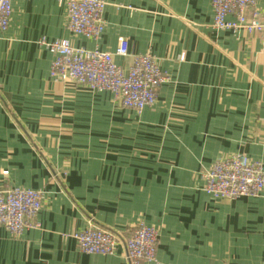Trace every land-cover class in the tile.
I'll list each match as a JSON object with an SVG mask.
<instances>
[{
	"label": "crops",
	"instance_id": "1",
	"mask_svg": "<svg viewBox=\"0 0 264 264\" xmlns=\"http://www.w3.org/2000/svg\"><path fill=\"white\" fill-rule=\"evenodd\" d=\"M98 39L74 34L56 0H14L0 31V187L40 190L37 227L0 226V264H130L82 252L91 225L159 233L153 264H264V192L215 199L204 173L245 153L264 164V41L212 26V0H105ZM264 16V0H257ZM150 53L167 79L153 106L57 80L39 43ZM127 69L132 56H117Z\"/></svg>",
	"mask_w": 264,
	"mask_h": 264
},
{
	"label": "built area",
	"instance_id": "2",
	"mask_svg": "<svg viewBox=\"0 0 264 264\" xmlns=\"http://www.w3.org/2000/svg\"><path fill=\"white\" fill-rule=\"evenodd\" d=\"M14 0H0V31L9 26ZM67 10V27L71 32L98 39L105 29V0H56ZM212 26L219 30H244L259 33L264 41V16L257 0H212ZM39 43L51 55V75L92 91H110L125 108L142 111L157 101L160 86L167 79L150 53L130 54L129 42L119 39L115 51L75 47L67 38ZM132 56L125 69L117 56ZM204 190L215 199L257 197L264 192V164L245 153H236L213 163L205 171ZM42 192L24 187H0V226L20 234L38 226L37 214L42 208ZM79 249L88 254L111 255L122 243L130 264H153L157 261L159 233L153 226L138 224L131 234H119L94 225L74 234Z\"/></svg>",
	"mask_w": 264,
	"mask_h": 264
}]
</instances>
